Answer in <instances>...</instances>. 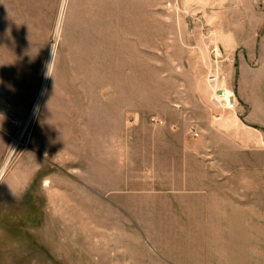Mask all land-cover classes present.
Segmentation results:
<instances>
[{"label":"rangeland","instance_id":"1","mask_svg":"<svg viewBox=\"0 0 264 264\" xmlns=\"http://www.w3.org/2000/svg\"><path fill=\"white\" fill-rule=\"evenodd\" d=\"M233 30L239 45L229 50ZM248 46L263 66L264 0H0L2 72L15 75L6 86L16 107L0 138V264H206L202 209H161L140 194V178L161 165L159 116L177 122L172 108L191 110L206 134L197 106L206 91L212 113L235 114L236 60ZM122 154L135 178L115 208H92L81 185L59 182L117 166Z\"/></svg>","mask_w":264,"mask_h":264},{"label":"crops","instance_id":"2","mask_svg":"<svg viewBox=\"0 0 264 264\" xmlns=\"http://www.w3.org/2000/svg\"><path fill=\"white\" fill-rule=\"evenodd\" d=\"M229 34L225 38L228 49H237L236 31ZM248 49L247 54L236 60L235 114L218 117L212 113L206 92V104L197 105L206 111V118L199 119L206 123V134L200 135L199 123L195 121L198 118L190 115L191 110L181 112V107L172 108L177 122L159 116L154 144L155 157L161 165L146 171L145 179L140 178L146 184L140 194L148 201L159 202L157 207L202 209V216L198 217L206 223V264H264V134L261 131L264 124L260 120L264 118V65H255L263 54L258 56L253 46ZM6 63L0 58V138L3 130L12 126V114L16 110L6 86L15 75L12 71L2 72V64ZM194 130L197 136H193ZM56 139H52V144ZM94 155L98 159V154ZM115 155L107 152V160H116ZM126 157L117 156V161L122 163L117 166L110 163L106 169L96 165L90 174L77 171L75 175L81 181L60 178L59 182L81 185V199L90 202L92 208H99L100 204L115 208V202L120 199L116 200V194H121L125 202L134 181Z\"/></svg>","mask_w":264,"mask_h":264},{"label":"bare ground","instance_id":"3","mask_svg":"<svg viewBox=\"0 0 264 264\" xmlns=\"http://www.w3.org/2000/svg\"><path fill=\"white\" fill-rule=\"evenodd\" d=\"M50 65V64H49ZM52 66V65H51ZM49 74V73H48ZM211 78H209V82L211 84V87L214 89V92L217 91V89L219 88L218 87V81H217V78L214 77V76H210ZM45 83V82H44ZM207 84V83H206ZM45 86V85H44ZM207 89V88H206ZM211 90V89H210ZM44 91V90H43ZM223 92L221 94H217L218 96V99H220L219 101H223V103H226L224 106H228L230 108L233 107V104H234V101H235V96L233 94H231L230 92H228L227 90H222ZM207 92V91H206ZM42 98V97H41ZM216 102V101H215ZM38 106V105H37ZM35 111V110H34ZM33 116V115H32ZM7 166L8 165H5L3 167V169L1 170L0 172V181L3 180V178L5 177L6 173H7Z\"/></svg>","mask_w":264,"mask_h":264},{"label":"built area","instance_id":"4","mask_svg":"<svg viewBox=\"0 0 264 264\" xmlns=\"http://www.w3.org/2000/svg\"><path fill=\"white\" fill-rule=\"evenodd\" d=\"M196 133V132H195ZM196 135H198V133H196Z\"/></svg>","mask_w":264,"mask_h":264}]
</instances>
